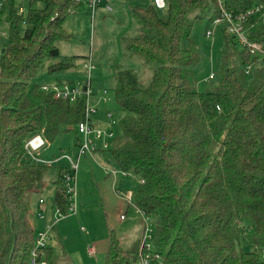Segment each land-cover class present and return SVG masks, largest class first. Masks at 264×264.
I'll use <instances>...</instances> for the list:
<instances>
[{
    "label": "trees",
    "instance_id": "obj_1",
    "mask_svg": "<svg viewBox=\"0 0 264 264\" xmlns=\"http://www.w3.org/2000/svg\"><path fill=\"white\" fill-rule=\"evenodd\" d=\"M8 2L0 3V14L9 11L8 45L0 55V264H31L39 232L31 224L26 195L44 186L45 169L56 168L54 209L66 215L70 168L62 161L35 160L26 144L37 135L50 142L74 130L79 145L78 124L87 107L86 96L59 99L32 80L41 71L76 67L77 57L62 55L58 43L75 40L64 24L82 5L29 0L24 18L16 0ZM37 2L44 7L35 8ZM165 2V16L154 1L134 6L140 33L123 38L129 52L153 67L148 86L142 87L132 70L118 67L116 73L115 100L124 115L111 153L122 173L139 178L129 203L144 218L154 217V245L166 264H264V65L247 75L250 55L222 27L220 81L212 90L193 89L187 75L198 56L190 43L192 23L216 14L217 1ZM259 3L264 0H225L224 5L240 14ZM21 24L27 26L24 34ZM246 25L252 41L264 42V11ZM111 234L105 264H135L142 236L125 249ZM43 254L56 264L51 247Z\"/></svg>",
    "mask_w": 264,
    "mask_h": 264
},
{
    "label": "rangeland",
    "instance_id": "obj_2",
    "mask_svg": "<svg viewBox=\"0 0 264 264\" xmlns=\"http://www.w3.org/2000/svg\"><path fill=\"white\" fill-rule=\"evenodd\" d=\"M8 1L10 3L11 0ZM15 3L20 7V15L26 18L29 0H16ZM108 4L112 10H107L103 4L93 15L83 5L67 16L64 26L74 35L75 40L60 41L58 47L62 55L77 57L76 67L56 73L41 71L32 80V83L41 86L56 82L88 86L91 95L87 98V104L96 109V113L89 116L90 119L99 127L110 128L114 132V136L107 140L106 148L104 141L94 140L93 154L79 160L78 170L70 185L75 189L73 200L76 213L69 210L57 219L53 229L50 228L54 216L57 217L54 215L56 168L45 169L42 174L44 186L26 195L35 231H49L48 246L55 253L56 264H105L111 231L120 240L122 247L129 249L139 244L144 230L142 213L126 198L128 192L138 187L139 178L135 175L124 176L111 150L114 141L122 135L120 120L124 115L115 100L117 68L134 71L142 87L148 86L154 72L153 67L129 52L123 41L124 37L140 33L141 24L133 16L132 8H145L153 3L152 0H109ZM43 7L42 2L35 5L38 9ZM158 12L165 16L166 9H158ZM8 16V9L0 14V55L8 45ZM214 16L215 12L211 11L203 20L193 21L190 31V43L198 56L196 62L188 68L187 75L192 88L201 92L212 90L221 78L225 33L219 26L214 33L207 35L214 28ZM26 28L25 24H21L22 34ZM235 46L240 51V47ZM88 62L94 65L90 72L85 67ZM240 70L244 74L242 67ZM210 74H214L215 78L210 80ZM250 77L249 82L254 76ZM78 138L82 140L83 137L78 135ZM64 154L77 160L78 139L74 130L61 132L55 140L45 142L44 147L35 152L36 158L43 160H55ZM61 165L66 166L68 163L63 160ZM41 199L43 203L40 204ZM146 220L150 234H154V217L149 216ZM89 248H94L96 253L87 254ZM244 248L251 249L247 245Z\"/></svg>",
    "mask_w": 264,
    "mask_h": 264
},
{
    "label": "built area",
    "instance_id": "obj_3",
    "mask_svg": "<svg viewBox=\"0 0 264 264\" xmlns=\"http://www.w3.org/2000/svg\"><path fill=\"white\" fill-rule=\"evenodd\" d=\"M157 8L164 9L166 6L165 0H153ZM217 1V12L214 16L212 24L214 28L207 32V35H211L215 32L217 27H224L226 32L231 35L236 41L240 44V46L248 52L250 58L252 59L245 66V73L250 75L255 66L264 65V42H257L252 41L249 37V29L246 25L250 17L254 13H259L264 11V3H259L255 5L252 9L240 13V14H233L227 11L225 8L224 2L225 0H216ZM78 4L82 6H86L91 13L94 15L97 9L105 4L107 10H112L111 6L108 4L109 0H76ZM2 4H0L1 6ZM254 59V61H253ZM86 68L88 72H90L94 66L93 64H87ZM214 74L209 75V79H212ZM44 91H52L55 94L56 98L67 100L70 102H74L78 99L83 98L86 96L91 95V90L88 86H80L74 83H54L52 85H44ZM96 109L93 107H89L87 104L86 107V119L84 122L78 124V131L80 136H82V140H80L78 145V155L77 160L71 158L70 155L64 154L61 155L58 159L51 160V161H42L37 159L35 156V152L44 147L45 141L41 135H37L30 139L26 144L27 153L34 158L35 160L41 163H48V164H56L60 163L63 160H66L69 164L70 172L65 178V184L68 186L69 190L68 193L70 194V206L69 210L71 213H76V206L74 205L73 197L75 195V189L70 186L72 181L74 180L76 171L78 170L79 160L83 156L92 155L95 151L93 146L94 140L104 141V147H107V140L114 136V132L112 130H108L107 128L99 127L91 122L89 116L91 114H95ZM124 176H129V174L123 173ZM126 198L129 202L132 201V192H128L126 194ZM40 203H43V200H40ZM57 217L54 216V219L51 224L50 228L56 224L57 219L63 216L62 212L59 208L55 209V214ZM42 217V216H41ZM147 217L144 218V230L141 238L140 249L138 259L135 264H166L165 257L161 253H159L154 245L153 234H150V230L148 229V224L146 223ZM49 239V231L47 232H39L37 233L35 239V247L31 252V264H49L47 260L44 259L43 251L48 245ZM89 255H94L96 253L94 248L88 249Z\"/></svg>",
    "mask_w": 264,
    "mask_h": 264
},
{
    "label": "crops",
    "instance_id": "obj_4",
    "mask_svg": "<svg viewBox=\"0 0 264 264\" xmlns=\"http://www.w3.org/2000/svg\"><path fill=\"white\" fill-rule=\"evenodd\" d=\"M152 3H153V0H152ZM41 149H42V148H41ZM39 150H40V149H39ZM39 150H38V151H39ZM38 151H36V152H38ZM40 160L45 161V162H47V161H51V160H43V159H40ZM43 179H44V178L41 177V181H44ZM39 203H40V200H39ZM40 204H41V203H40ZM31 215H32V212H31ZM31 217H32V216H30V220H31V224L33 225V220L31 219ZM87 251H88V250H87ZM95 251H96V250H95ZM87 254H88V252H87Z\"/></svg>",
    "mask_w": 264,
    "mask_h": 264
},
{
    "label": "water",
    "instance_id": "obj_5",
    "mask_svg": "<svg viewBox=\"0 0 264 264\" xmlns=\"http://www.w3.org/2000/svg\"><path fill=\"white\" fill-rule=\"evenodd\" d=\"M2 51H4V49Z\"/></svg>",
    "mask_w": 264,
    "mask_h": 264
}]
</instances>
